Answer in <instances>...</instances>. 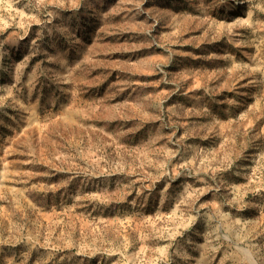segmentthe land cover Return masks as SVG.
<instances>
[{
    "label": "rangeland",
    "instance_id": "374dc122",
    "mask_svg": "<svg viewBox=\"0 0 264 264\" xmlns=\"http://www.w3.org/2000/svg\"><path fill=\"white\" fill-rule=\"evenodd\" d=\"M0 264H264V0H0Z\"/></svg>",
    "mask_w": 264,
    "mask_h": 264
}]
</instances>
